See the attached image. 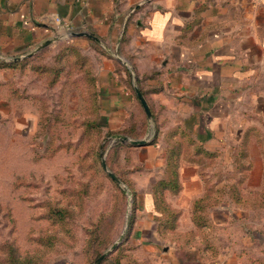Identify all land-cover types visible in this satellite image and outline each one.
<instances>
[{
	"label": "crops",
	"instance_id": "1",
	"mask_svg": "<svg viewBox=\"0 0 264 264\" xmlns=\"http://www.w3.org/2000/svg\"><path fill=\"white\" fill-rule=\"evenodd\" d=\"M54 38L45 48L73 44L92 56L105 129L129 127L133 114L144 121L134 79L150 109L142 137L148 142L129 144L128 158L129 168H136L129 176L137 212L129 238L141 254L154 264H237L236 235L228 230L239 220L228 199L208 210L218 245V253L211 256L200 248L199 235L193 240L197 244L181 246L158 234L151 191L164 174L166 149L177 140L168 134L175 129L194 140L191 154L180 158V190L166 193L170 207L180 212L176 232L195 229L190 211L205 191V163H216L206 168L210 179L220 164L230 170L231 155L246 131L252 163L246 185H261L264 0H0V60H15ZM196 148L216 153L205 158ZM221 232L226 241H220Z\"/></svg>",
	"mask_w": 264,
	"mask_h": 264
},
{
	"label": "rangeland",
	"instance_id": "2",
	"mask_svg": "<svg viewBox=\"0 0 264 264\" xmlns=\"http://www.w3.org/2000/svg\"><path fill=\"white\" fill-rule=\"evenodd\" d=\"M62 52L60 47L49 49L45 55L42 53L38 58L27 60L22 69L8 68L0 71V80L10 81L8 86L3 85L0 93V264H4L1 252L5 251V245H10L12 240L16 242L22 256L36 254L33 260L41 264H93L96 254L100 251L103 253L122 232L123 240L99 264H154L146 254H141L137 244L129 238L137 212L135 195L132 196L127 185L117 183L128 193L124 204L114 183L102 177L95 161L91 164L93 170L86 172L91 177H81L77 170V160L84 149L88 151L100 142L104 144L102 158L109 170L122 174L125 166L121 159L126 152L120 150V140L114 138V135L122 134L121 129H105L101 118V93H98V104L103 128L93 129L90 142L83 148L77 147L75 151L65 148L52 150L49 137L55 131H45V123L46 119L51 118L53 110L63 101L65 113L83 111L82 93H65L60 96V93H56L58 86L51 88L48 78L44 79V74L36 73L45 67L58 69ZM81 53L94 63L92 56ZM6 60L13 59L8 57ZM15 88L17 93L12 92ZM89 107L87 105L85 110ZM132 117L129 132L141 133L145 128L144 121L135 118L134 114ZM62 122L70 124V121ZM56 132L63 138L69 133L77 138L81 133L75 128L70 131L59 129ZM115 147L117 152L113 149ZM89 157L93 159V156ZM220 165L221 170L229 171L227 164ZM73 180L75 183L71 184ZM257 181L256 178L254 182ZM81 183H87L88 193L83 196V201L79 199L78 203L70 204L74 216L69 219L70 234L67 235L52 225L48 205L56 202L66 205L67 195L62 191ZM236 209L235 216L239 222L228 231L236 235L237 264H259L258 260L264 264V208ZM46 234L53 235L54 239L47 253L43 254L39 251L43 248L39 239ZM223 234L221 232L219 236L220 241H226Z\"/></svg>",
	"mask_w": 264,
	"mask_h": 264
},
{
	"label": "trees",
	"instance_id": "3",
	"mask_svg": "<svg viewBox=\"0 0 264 264\" xmlns=\"http://www.w3.org/2000/svg\"><path fill=\"white\" fill-rule=\"evenodd\" d=\"M49 49H42L37 54L32 57H26L25 59L20 60H0V71H3L8 68H17L22 69L24 63L27 60H33L34 58H38L37 56L45 53ZM61 57L59 60L61 61V66L58 69L51 70L45 67L41 71H37V74H44L42 76L44 79L48 78V84L51 88L58 86L56 93H60V96L67 93L69 89L75 88L78 90V93H82L81 99L82 110L72 111L71 113H65L63 111L64 102L62 101L59 107L53 110L50 119H46V127L45 131H55V134L51 135L49 139L52 142V150L57 151L60 149L73 150L77 147L83 148L87 146L86 143L90 142V134H93V129L101 130L103 128V124L100 120V107L98 104V88H97V78L94 73L93 63L88 57H85L81 53V49L73 44H63L60 46ZM29 61V62H30ZM128 76L131 78L130 72L127 70ZM78 76V77H77ZM40 77V76H38ZM10 81H2L0 80V93L3 89V85H9ZM13 93H17L16 88L13 89ZM11 92V93H12ZM22 93V92H20ZM25 93H29L25 91ZM84 93V94H83ZM89 105L90 107L85 110V107ZM65 114V117L63 116ZM145 128L138 132H129L131 127H127L121 129L120 133H123L132 138H142L143 134L146 131L147 125L145 123V114H143ZM62 121H70V124H63ZM131 124V123H130ZM130 126V125H129ZM73 128L78 129L81 133L76 138L72 136L71 133L68 134L66 138L60 136V134L56 131L66 130L70 131ZM250 134V131H249ZM169 139L176 138V142L174 145L166 149V159L164 164V174L161 178L155 181L152 185V202L153 209L159 214V221L156 226L158 234L169 241L175 242L176 245L187 246L190 244H197V242H193L196 235H199L203 241L200 242V248L209 253L211 256H215L218 253V245L215 242V230L211 226H209L208 222V210L210 207H213L219 203H221L225 198L228 201L235 205L240 209L246 210L247 208H264V173L261 185L257 188L249 187L246 185V180L251 170L252 163L248 159V131L245 132L240 144L235 147L234 152L232 153L233 161L231 163V169L226 173H223L222 170H219V173H214L215 178H207L206 168L213 166L216 164L215 162H206L203 168L201 169V175L205 182V191L204 193L193 200L191 207V220L193 221L194 230L178 233L176 232V224L177 219L180 214L178 210H175L170 207L169 203L166 201V193H177L180 190V183L178 177V169L180 165V158L183 156H189L191 154V144H194V140L190 137V135L184 131L175 129L169 132ZM58 138V139H57ZM61 138V139H59ZM54 139H57L55 141ZM75 139V142L72 141ZM65 140V141H63ZM120 146L122 144L118 143ZM117 145V144H116ZM126 149V157H125V166L122 168V174L111 171L108 169L107 164L106 167L109 171L114 173L123 184H126L129 188V191L132 193V196L135 195L134 191V183L130 178L129 174L133 172L136 168H129V153L132 151L131 145L124 144ZM104 144L102 142L97 143L95 145L92 152L91 149L88 151L84 149V153L80 154L77 160V170L80 172L81 177H85L86 175L91 177V174H87L88 170H93L94 161L97 163L99 167V171L102 174L103 178H109L115 185V188L120 195V200L125 204L127 200L128 193L126 190L119 186L114 179L109 175L106 169L103 166V158L102 155L104 153ZM117 147L113 148L116 150ZM118 150H116L117 152ZM196 154H203L205 158H212L215 152L205 153L201 149L196 148ZM93 156L91 159L89 156ZM105 161V160H104ZM106 163V162H105ZM97 167V168H98ZM106 171V172H105ZM217 175V176H216ZM74 178V177H71ZM70 183V181H69ZM75 183V180L71 181V184ZM72 189L64 190V195H67L66 205H60V203L49 204L48 205V213L51 214V218L53 219L52 225L55 227H59L62 229L63 233L67 235L70 234L69 229V219L74 216L73 210L70 204H74L75 202H79V199L83 201V196L88 193L89 186L87 183L77 184V187H71ZM68 192V193H67ZM250 194V196L248 195ZM251 197V195H255ZM82 196V197H81ZM123 204V205H124ZM80 208V205H79ZM123 211V210H121ZM131 220L129 221V224ZM98 234L95 236L97 238ZM53 235L46 234L39 242L42 244L43 248L39 251L41 253H47L50 246L53 244ZM63 239V237H61ZM10 245H5V251H2L1 254L4 256V264H41L37 260L34 261L37 255H26L22 256L21 252H19L17 248V244L14 240H12ZM45 248L47 250H45ZM102 254V252H98L95 256V260ZM94 260V261H95ZM259 264H262L260 260ZM134 264H145L143 262ZM44 264V262H43Z\"/></svg>",
	"mask_w": 264,
	"mask_h": 264
},
{
	"label": "water",
	"instance_id": "4",
	"mask_svg": "<svg viewBox=\"0 0 264 264\" xmlns=\"http://www.w3.org/2000/svg\"><path fill=\"white\" fill-rule=\"evenodd\" d=\"M82 35H86L85 33H81ZM89 37H93L92 35H87ZM58 38H54V39H48L46 41H44L41 45H39L38 47H36L34 50L28 52L27 54H24L22 56H18L15 57V60H20L22 58H26V57H30L32 56L35 52H38L39 50L45 48L46 46H48L50 43H52V41L57 40ZM134 91H135V95L138 98L139 102L141 103L145 116L146 118L150 121L151 119V112L150 109L147 105V102L145 100V98L143 97L141 91L139 90V88L137 87L136 84V80L134 79ZM115 139H119L121 143H128L134 146H142V145H146L148 140L145 138L142 139H132L130 137H128L127 135L124 134H116L114 135ZM103 166L106 169V171L109 173V175L112 177V179H114V181L118 184H121V180L111 171H109L106 167V163L103 160ZM124 237V232H122L118 238L94 261L93 264H99L105 257H107L110 252H112L118 245L119 243L123 240Z\"/></svg>",
	"mask_w": 264,
	"mask_h": 264
},
{
	"label": "built area",
	"instance_id": "5",
	"mask_svg": "<svg viewBox=\"0 0 264 264\" xmlns=\"http://www.w3.org/2000/svg\"><path fill=\"white\" fill-rule=\"evenodd\" d=\"M253 1V3H256V2H258V1H260V0H252ZM58 20V19H57Z\"/></svg>",
	"mask_w": 264,
	"mask_h": 264
}]
</instances>
